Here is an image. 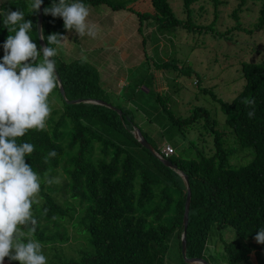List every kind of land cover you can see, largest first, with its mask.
Wrapping results in <instances>:
<instances>
[{
    "label": "trees",
    "instance_id": "16d2710c",
    "mask_svg": "<svg viewBox=\"0 0 264 264\" xmlns=\"http://www.w3.org/2000/svg\"><path fill=\"white\" fill-rule=\"evenodd\" d=\"M182 1L187 19L175 14L170 0H148L153 12L144 13L111 0H81L88 7L105 4L115 11L134 12L141 29L145 22H151L149 26H156L160 33L210 32L214 38L223 35L231 40L227 35L231 30L215 34L214 25L205 27L194 21V6L200 0ZM240 1L243 6L248 0ZM250 1L260 4L256 23L243 27L241 8L232 18L237 22L234 31L252 36L264 31V0ZM72 2L65 0L66 4ZM209 2L215 10L222 4V0ZM52 3L43 0L44 8ZM31 4L32 0H0V53L10 34L3 24L9 8L19 9L26 20L33 22L29 35L39 51V12L35 13ZM10 27L18 29L19 25ZM52 34L67 37L69 31L62 18L43 12L46 46L47 36ZM59 45L49 46L57 49ZM254 51L259 59L240 65L238 77L245 83L231 102L212 89L200 90L220 106L221 120L217 119L216 108L204 106L191 107L186 116L178 115L170 105L169 94L164 97L159 92L143 99L134 95L114 104L102 88L95 66L84 60L64 63L57 55L53 57L66 97H62L58 83L62 103L49 102L51 114L45 129L29 130L18 138V142L34 145L26 163L38 174L41 184L39 203L32 206L36 231L21 226L26 233L23 242L39 241L47 264H165L170 242L175 239L180 244L182 263L196 264L188 263L183 256L188 197L184 175L191 190L186 258L203 259L209 264H264V245L255 239L257 230L264 226V51ZM176 66V59L169 58L155 62L154 70H173ZM181 71L192 73L189 67ZM124 87L126 92L131 86ZM148 93L152 95L153 91ZM245 98L255 100L254 108L242 103ZM77 100L82 102L68 103ZM93 101H103L112 108ZM249 110L255 111L252 119L246 115ZM137 130L177 169L146 149L137 139ZM190 133L200 141L190 140ZM167 136L186 139L182 153L167 142ZM167 147L174 148L172 155L164 154ZM52 150L57 156L45 162ZM57 177L59 183L48 182ZM228 227L235 230L236 240L220 241L221 230ZM4 264L19 261L5 258Z\"/></svg>",
    "mask_w": 264,
    "mask_h": 264
},
{
    "label": "rangeland",
    "instance_id": "374dc122",
    "mask_svg": "<svg viewBox=\"0 0 264 264\" xmlns=\"http://www.w3.org/2000/svg\"><path fill=\"white\" fill-rule=\"evenodd\" d=\"M111 1L132 6L142 13L153 12L148 0ZM170 1L175 14L187 19L183 1ZM240 4V0H222V4L215 10L209 0H200L194 6L193 19L196 23L205 27L214 25L213 28L217 29L215 34L231 30V33H227L231 40L222 38L223 35L214 38L215 35L210 32L190 34L174 30L168 34L160 33L156 26L154 29L150 27L151 22H145L141 29L140 20L134 12L115 11L105 4L90 6L87 22L94 26L95 35L88 36L85 33L79 37L74 30L69 32L57 47V59L64 63L84 60L95 66L101 76V86L114 104L122 103L134 95L143 99L159 92L164 97L169 94L170 105L178 115L186 116L191 107L204 106L216 108L217 119L221 120L223 114L220 106L210 95L201 94V88L212 89L224 101L231 102L245 83L238 77L241 74L240 65L245 61L259 59L254 49L264 51V31L249 36L233 30L237 22L232 15L238 8H241L239 20L243 27L250 28L258 19L259 3L248 0L243 6ZM3 56L4 52H1L0 62ZM169 58L176 59L178 66L173 70L171 67L167 71L154 70L155 62L167 61ZM42 61L43 58H40L39 62ZM185 67L191 68L192 73L183 74L181 70ZM141 83L147 87L144 88L147 93L153 91V94L147 95L143 90L144 86H140ZM124 86L131 87L123 92ZM49 102L56 105L62 103L57 88L50 94ZM128 104L131 106L130 101ZM148 131L152 135L155 133L150 126ZM189 138L200 141L196 134L190 133ZM185 141L186 139L181 141L180 137L175 140L167 136V142L174 146L178 154L182 153ZM170 149L167 147L166 150ZM219 239L224 242L234 241L236 232L228 227L221 230ZM218 245L221 248V242ZM165 264H183L180 244L175 239L170 242Z\"/></svg>",
    "mask_w": 264,
    "mask_h": 264
},
{
    "label": "clouds",
    "instance_id": "9594fccd",
    "mask_svg": "<svg viewBox=\"0 0 264 264\" xmlns=\"http://www.w3.org/2000/svg\"><path fill=\"white\" fill-rule=\"evenodd\" d=\"M42 3L43 0H32L31 8L35 13L40 11ZM44 14L62 18L65 29L74 30L79 37L85 33L95 35L94 26L87 22L88 6L81 0L70 4L65 0H59V3L53 0L50 7L44 8ZM4 15L3 24L10 34L3 44L4 56L0 62V264H4L5 258L19 261V264H47L44 246L39 241L23 242L26 233L21 226H29L32 233L36 231L32 206L39 203L37 196L41 184L38 174L26 163L34 145L18 142V138L24 137L29 130L42 131L46 127L51 114L49 96L58 87L56 61L52 59L58 49L49 45L59 44L66 37L48 35L47 46L41 45L38 51V45L29 35L33 22L26 20L19 9L12 11L9 8ZM10 25L19 27L14 29ZM13 31L14 35L11 34ZM41 56L43 61L39 62ZM242 103L254 108L255 100L245 98ZM246 115L252 119L255 111L249 110ZM170 148L173 154V148ZM56 156L55 150L50 151L45 162ZM48 182L60 181L57 177ZM255 239L264 245V226L257 230Z\"/></svg>",
    "mask_w": 264,
    "mask_h": 264
},
{
    "label": "water",
    "instance_id": "95a60500",
    "mask_svg": "<svg viewBox=\"0 0 264 264\" xmlns=\"http://www.w3.org/2000/svg\"><path fill=\"white\" fill-rule=\"evenodd\" d=\"M43 12H44V4L42 3L41 9H40L39 15H38V32H39V38H40L41 45L46 46V44L44 42V39H42L43 38V35H42ZM56 75L58 77V83L60 85V91L62 93V97L65 99L66 95H65L64 89L62 87L61 80H60L59 74L57 72V69H56ZM81 102H82V100L68 101L69 104H79ZM93 103L101 104V105H107L108 107L112 108L111 105L106 104L103 101H99V102L98 101H93ZM136 136H137V139L139 140V142L146 149H148L149 151H151V153L153 155H155L157 158H159L160 160H162L163 162H165L169 167H172L175 170L177 169V166H173L171 163H169L166 160H164V158H162L157 152L154 151V149L152 148V146L144 139V137L142 136V134H141V132L139 130L136 131ZM182 176L184 177L185 182L187 183V186H188V197H187V202H186V207H185V218H184L185 231H184V235H183V256H184V258L186 259V261L188 263L209 264L208 262H206L203 259H187L186 258V239H185V237H186V231H187V228H188V221H189L190 202H191V190L189 189L188 178L185 177L184 175H182Z\"/></svg>",
    "mask_w": 264,
    "mask_h": 264
},
{
    "label": "built area",
    "instance_id": "2783aa9c",
    "mask_svg": "<svg viewBox=\"0 0 264 264\" xmlns=\"http://www.w3.org/2000/svg\"><path fill=\"white\" fill-rule=\"evenodd\" d=\"M163 152H164V154H165L166 156H169L170 154H172V150H169V151L164 150Z\"/></svg>",
    "mask_w": 264,
    "mask_h": 264
}]
</instances>
